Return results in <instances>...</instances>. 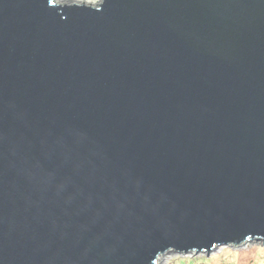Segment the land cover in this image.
Here are the masks:
<instances>
[{"label":"water","instance_id":"95a60500","mask_svg":"<svg viewBox=\"0 0 264 264\" xmlns=\"http://www.w3.org/2000/svg\"><path fill=\"white\" fill-rule=\"evenodd\" d=\"M252 241L264 0H0V264Z\"/></svg>","mask_w":264,"mask_h":264},{"label":"rangeland","instance_id":"374dc122","mask_svg":"<svg viewBox=\"0 0 264 264\" xmlns=\"http://www.w3.org/2000/svg\"><path fill=\"white\" fill-rule=\"evenodd\" d=\"M72 3L83 0H60ZM97 2L98 0H84ZM158 264H264V243L246 242L240 246H217L211 253L183 254L174 249L164 253Z\"/></svg>","mask_w":264,"mask_h":264}]
</instances>
